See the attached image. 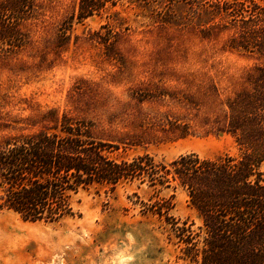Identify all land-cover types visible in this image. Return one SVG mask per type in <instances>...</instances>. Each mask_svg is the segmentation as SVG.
<instances>
[{"label":"rangeland","instance_id":"rangeland-1","mask_svg":"<svg viewBox=\"0 0 264 264\" xmlns=\"http://www.w3.org/2000/svg\"><path fill=\"white\" fill-rule=\"evenodd\" d=\"M77 2L34 0L26 17L0 15V30L17 31L14 40H0V125L55 110L93 121L108 144L119 145L111 152L117 160L239 154L230 134H217L218 121L256 59L228 50L227 34L204 39L127 5L111 12H119L120 33L107 47V15L71 24ZM147 191L138 183L83 190L75 216L54 224L0 209V264H191L168 226L150 215ZM175 204L174 217L193 229L202 224L185 191L176 192Z\"/></svg>","mask_w":264,"mask_h":264},{"label":"trees","instance_id":"trees-1","mask_svg":"<svg viewBox=\"0 0 264 264\" xmlns=\"http://www.w3.org/2000/svg\"><path fill=\"white\" fill-rule=\"evenodd\" d=\"M33 3L6 0L0 15L25 16ZM120 5L146 10L165 27L199 30L204 39L227 34L228 50L258 61L244 88L226 99L224 123L218 121L217 134H230L239 154L191 153L169 163L149 155L117 160L111 152L119 145L108 144L93 121L49 110L39 121L0 125V209L54 224L75 216L74 199L83 190L113 192L138 183L148 189L150 215L168 226L185 261L264 264V0H78L69 22L107 15L103 44L111 47L120 33L119 12H111ZM1 27L0 40L15 39L14 28ZM180 189L201 219L197 229L172 215Z\"/></svg>","mask_w":264,"mask_h":264}]
</instances>
